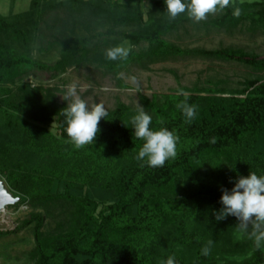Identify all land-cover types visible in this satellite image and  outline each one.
I'll list each match as a JSON object with an SVG mask.
<instances>
[{
  "label": "trees",
  "instance_id": "16d2710c",
  "mask_svg": "<svg viewBox=\"0 0 264 264\" xmlns=\"http://www.w3.org/2000/svg\"><path fill=\"white\" fill-rule=\"evenodd\" d=\"M70 1L79 4L78 0ZM143 1L136 0L131 7L133 13H126V17L137 15L140 18ZM38 3L34 0L29 12L0 16V35L11 43L24 41L20 29L39 15ZM236 3L242 10L262 9L260 19L264 20V0ZM95 5L97 14L107 9L105 3ZM164 7V0L154 1L151 10L165 13ZM220 12V17L213 21L216 25L236 22L231 7ZM186 19V15H181L176 21ZM118 20L117 17L116 22H121ZM175 24L159 23L150 30L132 32L125 37L133 45L146 41L161 55L195 54L264 69V56L251 55L241 49L194 52L167 44L162 36ZM88 41L90 38L79 40L82 45ZM132 53L126 61L116 62V65L126 64ZM72 63L63 60L50 65L40 63L26 54L13 53L0 42V177L10 192L20 198L19 202L63 201L72 208L73 225L63 234L43 236V219L37 214L21 224L22 228L33 223L32 264H160L172 254L178 264H214L227 246L243 258L226 260L223 264H264V247L258 249L252 235L259 234L255 222L242 231L241 240L230 238L223 229L219 231L218 241L206 219L194 218L191 213L199 200L215 191L205 161L221 159L236 179L253 159L264 156V80L249 82L252 86L249 93L234 99L184 92L189 96L188 102L198 106V114L191 123L185 122L177 108L184 100V96L178 94L180 91L162 95V105L148 102L154 115L152 127L174 129L179 137L176 158L163 167L152 168L136 159L143 141L136 139L129 123L135 114L123 104L109 111L106 120L101 119L100 132L92 145L77 148L64 131L62 109L66 106L53 108L32 100L11 102L6 99L9 86L21 83L32 73L47 71L50 76H56ZM54 122L58 137L36 125ZM166 197L175 205L169 220L164 217ZM98 202L107 204L96 213ZM177 210L181 213L175 214ZM188 218L195 219L190 227L186 222ZM235 227L240 231L239 224ZM17 230L0 231V236ZM260 231H264V225ZM130 234L156 237L157 258L151 260L132 250L125 239ZM210 240L213 241L211 252L205 256L202 249Z\"/></svg>",
  "mask_w": 264,
  "mask_h": 264
},
{
  "label": "rangeland",
  "instance_id": "374dc122",
  "mask_svg": "<svg viewBox=\"0 0 264 264\" xmlns=\"http://www.w3.org/2000/svg\"><path fill=\"white\" fill-rule=\"evenodd\" d=\"M33 1L0 0V16L10 17L29 12ZM38 1L39 15L32 22L23 24L20 29L25 40L18 44L11 43L1 34L0 42L5 43L13 53L26 54L40 63L50 65L60 60L73 63L56 76H50L47 71H37L21 83L9 86L10 93L6 99L11 102L32 100L53 108L66 106L70 101H64L61 95L64 94L67 85L75 81L80 85V95L90 104L103 103L108 112L123 104L133 114L142 106L153 117L147 103L156 101L162 105L164 94L195 91L200 92L202 96L221 95L227 99H234L249 93L252 89L249 82L264 80V69L195 54L161 55L157 53V48L149 47L146 41L133 45L132 41L125 37L132 32L150 30L159 23H176L162 39L183 51L241 49L248 54L262 57L264 20L260 19L262 9L258 7L242 10L232 25L219 26L213 21L220 17L221 12L209 15L201 22L189 18L169 22L166 12L151 10L152 3L160 0H144L140 18L137 15L126 17L128 16L126 13H133L131 7L135 5L136 0H78L79 4L70 0ZM236 1L250 3L260 0ZM95 3H105L107 9L97 14ZM123 16L127 18L126 21ZM117 17L121 22H116ZM80 38H90V41L82 45L79 42ZM122 42H127L133 53L126 64L116 65V62L105 58L104 52L107 48ZM137 86L140 90L134 91ZM36 125L59 136L55 122L50 125ZM205 169L215 185V191L199 200L191 213L194 218L203 216L206 219L209 230L216 236L215 240L219 239V231L224 229L230 238L234 237L239 241L243 232L235 229L239 224L237 219L229 216L222 221H216L214 216V212L222 207L219 203L221 187L230 189L233 186L229 182L230 179L235 180L230 167L220 159L205 161ZM250 171L264 174V156L253 159L241 175L247 176ZM170 201L171 198L166 197L167 206L164 209L166 220L171 218L170 211L175 207ZM106 204L98 202L96 213ZM174 213L180 214L181 211L177 210ZM35 214L43 219L41 229L43 236L69 232L73 225L72 208L63 201L40 204L23 201L7 206L0 211V231L18 230L0 236V264L33 263L31 254L34 247L33 223L22 228L21 224ZM194 218L186 220L189 227L192 221L195 222ZM125 239L130 248L138 254H145L151 260L157 258L156 237L130 234L126 235ZM232 250L231 246L224 248L222 256L218 257L214 264L243 258Z\"/></svg>",
  "mask_w": 264,
  "mask_h": 264
},
{
  "label": "clouds",
  "instance_id": "9594fccd",
  "mask_svg": "<svg viewBox=\"0 0 264 264\" xmlns=\"http://www.w3.org/2000/svg\"><path fill=\"white\" fill-rule=\"evenodd\" d=\"M164 11L169 22L175 21L181 15H186L195 22L207 19L209 15L223 11L231 7L232 15L239 17L242 9L237 6L236 0H164ZM132 48L127 42H122L109 47L104 55L108 61H126ZM135 83V78H133ZM80 85L73 81L69 83L61 95L64 101H70L62 109L64 131L70 141L77 148L85 145H92L100 132L99 124L101 119L108 117L109 112L103 103H92L84 99L79 93ZM137 86L134 91H139ZM179 95L184 96V100L177 104L185 122L191 123L198 114V106L188 102L187 93L180 91ZM153 117L140 106L137 113L131 117L129 123L136 139L143 141L136 159L146 163L148 167H163L167 161L173 160L177 156V145L179 137L174 129L161 126L158 129L152 127ZM232 183L230 189L221 187L219 203L221 208L214 212L216 221H222L229 216L237 219L240 230L246 231L249 223L255 222L257 231L252 235L255 237L256 247H264V231H260L264 225V174L250 171L247 176L238 175ZM213 241L202 249V254L207 256L211 252ZM160 264H178L174 254L168 255Z\"/></svg>",
  "mask_w": 264,
  "mask_h": 264
},
{
  "label": "water",
  "instance_id": "95a60500",
  "mask_svg": "<svg viewBox=\"0 0 264 264\" xmlns=\"http://www.w3.org/2000/svg\"><path fill=\"white\" fill-rule=\"evenodd\" d=\"M20 200L19 197H15L0 177V211L9 205H14Z\"/></svg>",
  "mask_w": 264,
  "mask_h": 264
}]
</instances>
